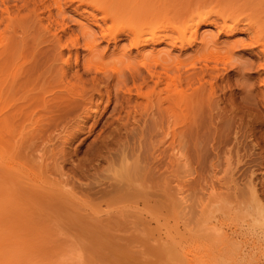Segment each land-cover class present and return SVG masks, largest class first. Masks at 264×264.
Here are the masks:
<instances>
[{
  "label": "rangeland",
  "instance_id": "374dc122",
  "mask_svg": "<svg viewBox=\"0 0 264 264\" xmlns=\"http://www.w3.org/2000/svg\"><path fill=\"white\" fill-rule=\"evenodd\" d=\"M131 1L122 6L123 11L116 20L104 23L93 20L82 7L76 8L75 5L63 6V14L51 18L50 21L54 20L57 24H49L47 20V9L53 12L50 3L45 4L48 8L38 10V19L28 17L26 11L20 12V16L28 18L13 34L17 40L13 37V42L18 43L14 62L22 69L21 74L19 72L13 78L17 85L25 86L20 87L18 94L13 96L16 104H23V95H27L22 93L25 88L29 90L35 87V93L46 82H54L55 77L56 81L62 73L65 77L63 83L77 85L76 90L80 92L78 98L69 96L71 101L74 99L85 104L93 95V103H99L95 87L103 97L91 117L85 119L83 114L77 112L59 123L56 129L50 128L39 135L32 134L31 137L30 124L21 121L23 126L19 122L22 126L15 128L17 132L13 137L15 141L20 139L18 143L23 139L29 140V143H26L28 146H17V150L21 151H16L20 153L18 159L25 163L30 160L36 167L37 159L34 156L41 154L46 159L44 165L48 166L45 170L51 173H48L50 177L47 176L51 181H58L62 193H57V189L54 193L52 190L57 184H53L56 182L46 180L55 186L52 190L48 189L50 193H45L41 188L40 191L36 187L28 188L32 187L31 194L43 192L49 196V202V197L41 193L38 197L29 194L37 204L33 202L35 200L29 201L30 197L25 199L29 189L22 191L25 195L19 192L17 196L15 191H20L22 186L27 188V185L22 184L18 176L10 175L0 162L4 167L0 166V197L3 196L0 198V220L1 223L4 220V227H11L5 232L0 225V232H10L6 234L9 236L13 230L15 236L10 237L21 236L16 240L21 242L25 251L22 254L31 264H264V249L257 231L244 223L242 227L234 226L247 220L242 207L247 200L246 185L250 173L257 183L258 196L264 201V105L262 96L257 95L260 83L255 80L257 76L254 73L257 50L237 47L233 50L234 43L247 41V34L235 31L226 35L209 24L198 28L197 41L191 47L147 44L138 49L141 56H158L172 62L189 59L200 47L199 39L203 38L204 44L208 43L205 46L208 50L216 51L219 48L224 54L231 48L232 67L218 74L215 82L212 81L215 83L214 94L208 92L209 87L195 93L194 100L202 96L195 101L196 104L173 106L154 96L152 103L145 106L144 102L139 104L141 100L131 95L132 101L127 107L125 99L119 97L121 93L116 95L114 76L102 75L95 71L94 64H91L93 68L85 64L90 58L93 61L102 60L105 64H114L113 61L120 62V59L121 62L126 61L128 58L137 63V51L130 49L126 36L120 34L116 41L108 42L100 37L101 30L128 23L132 14L129 8ZM149 1L170 19L168 28L161 33L171 35L170 29L177 23L174 19L177 13L185 17L194 12L195 8L190 5H195L199 0ZM202 1L206 2L200 0V3ZM61 29L64 30V37L77 35L81 43L83 39L94 41L93 57L83 48L70 49V54L62 50L61 57H57L56 47L48 37L52 33L63 35ZM64 61H68L66 66L63 65ZM94 79L98 82H94ZM206 80L208 77H205ZM106 83L107 88L104 87ZM129 86L130 82L127 84ZM160 89L162 86L157 91ZM107 94L111 97V105L105 109ZM115 99L120 104L116 106V111H112ZM121 109V120L117 122ZM126 114L129 115L126 116L128 120L124 116ZM20 129L29 133L30 137L25 136L23 130V133L18 132ZM20 133L23 138L16 137ZM32 142L35 144H30ZM29 145L33 147V155L29 154ZM26 146L30 157L21 159L25 153H22V148ZM10 177L18 181L11 183ZM16 182L19 187L21 185L20 189ZM63 189L68 192L64 194ZM40 195L46 198L45 203L40 200ZM19 201L21 206L26 203L28 207H21ZM222 202L226 208H240L237 209L235 221L221 217L218 209L220 205L223 207ZM228 204L231 207H227ZM31 208L36 212L39 210L38 214L33 209L32 213ZM9 211L12 212L11 216ZM16 211L19 213H14L17 216L13 215ZM30 216L38 222L33 223ZM23 219L24 222L26 220L25 224ZM19 222L22 226H17ZM16 231L17 234L19 231L18 235ZM1 236L0 243H4Z\"/></svg>",
  "mask_w": 264,
  "mask_h": 264
},
{
  "label": "bare ground",
  "instance_id": "6f19581e",
  "mask_svg": "<svg viewBox=\"0 0 264 264\" xmlns=\"http://www.w3.org/2000/svg\"><path fill=\"white\" fill-rule=\"evenodd\" d=\"M127 1L128 0H45V1L44 0H0V162L5 166L7 171H9L8 172L9 174L12 173L14 174L13 176L15 177L18 176L17 179L21 178V180L19 181L20 182L22 181L23 182L22 184L27 185V188H24L22 186V188L24 189L21 188L22 189L21 190L20 189L21 185L19 187L17 182H16L17 184L14 183V186L16 184V186L20 189V191L19 190L15 191V194L19 192L22 194L23 193L22 191H25V189H27L28 191L29 189L30 193L25 191L26 195H25V192L24 194H22V195H25L24 196L25 199L26 198L29 199L30 197L29 194H31V191H32L30 189H32V187L38 188V189L35 188L36 190H39L41 188L40 190L45 191V193L47 192L50 193L53 187H55L53 185H56V184H57L56 188H54V190L52 191H54L55 193L58 190L57 193L58 192L62 193L59 190V189H62V186L59 185L61 186V188H58L59 187L58 181L56 182V180H53V179L51 181L50 180L51 178L49 179L50 177L49 174L51 173H49L50 172L49 171L48 172L49 174H48L47 173L48 170L47 171L45 170L46 167L48 166L44 165L45 164L44 162H46V159L41 154L40 156L37 155L38 158L36 155L34 156V158L36 157L35 159H37L36 167L33 166L34 163H31L30 160H26V163H25V161L22 160V162H20V160L18 159V155L20 156V153L18 154L16 151L18 152H21V151L17 150L18 148L17 146L22 147V145L24 144L28 146V144L26 143H29V140H25V139H23L22 141H20V143H18L20 139H16L15 141L14 139L15 136L13 137V134L16 135L15 132H17L15 128L19 127L18 125L22 123L21 121H23V123L25 121L26 124L28 122L30 124L28 126L29 129L30 127H32L30 132L25 130L27 129V127H25V129L23 128L26 132L31 133V135L29 133H25V131L22 129L25 133L24 134L25 136L28 137L30 135L32 137V134L39 135L40 133H43L44 131H47L50 128L56 129L59 123H61L63 120H65L70 115L76 114L77 112H80V114H83L85 116L84 117L85 119L91 117L92 114L97 110L99 103L102 101V97H103L100 91L98 90V88L95 87L94 91L98 95L99 103L97 104L93 103L92 101L93 95H90L88 101L85 104L79 103L77 102V100L75 101L74 99L71 101V98H69V96L78 98L80 92L78 91L79 89L76 90V87H78L77 85L75 84L67 85L63 83L65 77L63 76V73H62V75L58 76L56 81H55L56 79L55 77V79L53 80L54 82L49 81V82H46V84L40 86V89L38 88L37 90L38 93L36 91L34 93L35 87L29 90L28 89L26 90L25 88V92H22V93L27 94V95L26 97L25 95H23L24 96L23 100L24 101L27 100V101H25L26 103L23 101V104L17 105L16 104L17 102L16 100H14L13 96L18 94L21 86L17 85L18 83L14 81V78H16V76L22 69L20 67L18 68L17 64H15L16 62L15 60L17 59L16 44H18V43L15 44V42H13L16 40L15 35L13 36V34H15V29L19 27L20 25H23L24 20L26 21L27 20L26 18H28L29 16H32L38 19L39 14L37 12L40 8H44V9L48 8V6H45L46 3H50L49 6L53 7V12H54L53 13L51 10L47 9V20L49 21L54 16L60 17L63 14V6L75 5L76 8L82 7L84 11L88 15H90V17L93 20H101L104 23L107 20L109 21L116 20L117 16H119L123 11L121 10V8H123L122 6L125 5ZM133 1H131V3L129 4L131 5L129 8L132 9V14H131V17L129 18L128 23L123 24V25H115L114 27L106 28V30H103V31L101 30L100 37L102 40L108 42L109 40L116 41L120 34L126 36L129 39L130 49L136 50L137 56H139V59L136 58L135 60V63L138 60L136 63L138 67H136V64H134L133 62L134 60L130 61L129 58L126 61L123 58L124 60H122V62H121V59H120V62L118 61L119 59H117L119 63L116 62L115 60L113 61L114 64H112V62H110V64L109 62L108 64L107 63L105 64L102 62V60L93 61V59L90 58L91 60L89 59L88 62L85 64L87 67H90L88 65L94 64L95 66L93 65V67L95 71L102 75L114 76V79L116 80V84H117V87H116L117 94L116 95L118 96L121 93L119 97L125 99V103H124L125 106L129 105L128 103L132 101L131 95L135 96L136 100H141L139 104H142L144 102L145 106H148V104L152 103V98L154 96H156L157 99H162L163 102H168V103L173 104V106L179 105L180 107H183L185 105L190 106V104L192 105L196 104L197 102L195 101L202 97L200 95L201 97H199L198 99L196 98V100H194L195 98L193 96L196 95L195 93H198V90L200 91V89L209 87L208 92H210L211 95L214 94V91H215L214 89L215 81L214 80L217 78L218 74L222 72H227L228 69L232 67V63H231L232 62L231 60L233 58L232 51L236 47L242 48L244 50L245 49L257 50L256 52L257 53V57H256L257 63L254 66L255 67L254 73L257 76L255 80H259V83H260V86H259L260 89L258 90L259 94L257 95H259L260 97L262 96L261 98L262 105H264V0H235L236 2L235 1L233 2V0L229 2L228 0H226L227 2L224 0H210V2L209 0H206V2L202 1L201 3H200V0L196 1L195 5L192 3H191L192 5H190L191 7L195 8V11L193 10L194 12L187 14L185 17L177 13V15L174 17V19H176L177 21L176 20H173V21H176L177 23L175 22L176 25L170 29L171 35L161 33V31L166 30V28H168L167 24L170 23V19L167 18V16L163 15L159 10L155 9V7H153V5L151 4L149 0H136L135 2ZM148 1H149V4H148ZM11 3H13V5ZM18 3H20L19 6L17 5ZM21 11H26V14L28 15V17L20 16ZM54 22L57 24V22L54 20L50 21L49 24H53ZM205 24H209L215 27L220 33H224L226 35H230L235 31L244 32L248 36L247 41L234 43V45H232V49L234 48L233 50L230 48V50L226 51L225 53L223 52L224 54H222L219 48L218 50L220 52L216 50L217 48L215 49L214 47H210L209 49L214 48L216 51L208 50L207 47H205L207 46L206 44L208 43L206 42V44H204L205 40L201 38L199 39L200 47L199 48L197 47V50L194 52V54L189 59L176 60L172 62L161 59L158 56H141L140 53L138 52L139 48H142L146 46L147 44H152V45L165 44L166 46H169L171 48L191 47L195 45L197 41L198 28ZM240 26L241 28H239ZM46 30H48L47 31L48 33L50 32L48 28ZM61 32L63 35L52 33L48 37L51 39L52 43L54 44V47H56L55 50L57 52V55H56L57 57H61L62 52H63L62 50H65L67 51L68 54H70V49H77V48H83L84 50L88 52V55L93 57V51L95 49L94 41L83 39L81 43L79 40L80 38L77 35L64 37V30L61 29ZM13 37H15V40H13ZM67 63L68 61H64L63 65L66 66ZM31 75H33V73ZM205 77H208V80L204 81ZM43 78H46V77H43ZM31 79L32 78L30 77V80ZM34 81L36 80L34 79ZM94 82H98V80L94 79ZM129 82H130V86L127 87V84ZM195 84L197 85L196 87L193 86ZM32 86L33 84L29 87H32ZM160 86H162V89L157 91ZM24 87L25 86L22 85L21 88H24ZM36 87H38V85H36ZM104 87L107 88L108 83H106ZM190 89H193V90L190 91V93H187ZM192 99L194 100L193 103H191L193 101ZM136 100L135 102L137 103ZM105 104H106L105 109H108L109 106L111 105V97L109 94L106 95ZM118 104H120L118 102V99H115L112 111H116V108H117L116 106ZM121 112H122V109L118 111V118L116 119L117 122L121 120L120 115H119V113ZM127 113H129V111ZM124 116L126 118V116H129V115L126 114ZM126 119L128 120L129 118H126ZM21 126L22 125H20V127ZM22 130L21 131L18 130V132L23 133ZM21 133L17 135L16 137L18 136L21 137L22 136ZM21 138H23V136ZM34 138L35 137L33 136V139ZM13 139H14V142H13ZM30 140L32 141V139ZM30 144H33V142ZM27 146L25 148H22V150H24L22 151V153L24 152L25 153L24 154L21 153L23 155L21 156V159L23 157L24 158L30 157L29 155L30 153L31 155L34 154L31 151V149L33 150V147H31L30 145H29L30 152L28 154L29 150ZM39 152L40 151H38V153ZM1 163H0V166H1ZM2 168L4 169V167ZM13 178H11V180ZM253 178L254 177L252 173H250L249 178H248V183L246 185L248 188L247 189L248 190L247 200L244 202L243 207H242V210L245 212V214H247L246 215L247 220L246 221L243 220L241 224H237L234 226L241 225L242 227L244 223L245 226L251 228L252 230L257 231L258 239L261 240L262 249H264V201H262L258 196L257 189H256L257 183L253 181ZM17 179H14V180L18 181ZM11 180L10 182L13 183L14 180L12 181ZM46 180H50V182L55 181L56 183L53 184ZM6 185L4 184L5 187L8 186ZM28 186H32V187L28 188ZM17 187H16V190H17ZM48 189H51V190L48 191ZM10 190H12V188ZM66 192H68L67 189H66ZM66 192L64 190V194ZM34 193H36L35 190H34ZM40 193L43 194V192H40ZM40 193H36L37 197H38V194ZM27 195L29 196L27 197ZM32 195L36 196L35 194H31V196ZM50 195H53V194H50ZM40 196H41L40 200H42L44 203L45 201H47L45 197L47 198L49 197L45 194H43V196H45L44 197L45 199L42 197V195ZM54 196L56 197V195ZM67 196L66 197L64 196V197L67 198ZM69 197H72V195H70ZM0 198H3V196ZM49 199L51 200V198L50 197L48 198V202H49ZM52 199H54V197ZM40 200H38V202H40ZM29 201H33L34 203L37 204L36 199L34 198H31V200ZM33 202H30V203L34 204ZM223 202L221 203L222 206H223ZM16 203H13V204H16ZM20 204L21 202L19 203V205ZM23 205L22 206L20 205V206L23 207ZM24 206L28 207V204L26 205L25 203ZM219 207H218L219 208L218 211H220V215L224 220L235 221L234 218H237V209L240 210V208H237V209H235L234 207L226 208L225 206L221 207V205ZM227 207H231V204H228ZM32 209L33 208H31L32 213H33V210L34 212H36L35 209L33 210ZM17 211L13 212V215H16L14 213L19 214ZM23 211L26 212V210L24 209ZM38 212L36 213L38 214ZM28 213H29L28 215L31 214L30 211ZM4 214L6 213L4 212ZM11 214L12 212L9 215L11 216ZM18 216L20 217V215ZM7 217H9L8 214H7ZM33 218L35 219V216ZM15 220L14 222L17 223V221ZM32 220L33 219L31 218V221ZM35 221L33 220L32 222L35 223ZM20 222H19V225L17 224L16 225L22 226V223ZM0 223H1V220H0ZM3 223L5 224L4 220H3ZM3 223H1L0 225H2ZM23 223L25 224L26 220L24 222V219H23ZM3 225L1 227L5 226ZM7 227H4V229L2 228V230L6 232L10 226L8 228ZM32 228L33 227H31V229ZM0 231H1V228H0ZM3 231L0 233H3ZM12 231L13 230H11V235L15 236V233L12 234ZM5 232L1 234L3 235V239H4V241H1V242H4V243H0V264H19L20 262L22 263V261L25 260L26 257H24V255L22 254V253H25V251H24V248L21 247V242L16 240L21 237V236L20 237L17 236L19 234V231H18V234L16 231V234H17L16 236L18 238L13 237V236L10 237L11 235L9 236L6 235V234H10V232H7V233ZM5 236H8V237L4 238ZM13 238H15V240ZM12 239L14 241H12ZM22 257H24L23 260L21 259ZM25 261L28 262V264L30 263L29 261H27V259ZM23 263L25 262L23 261Z\"/></svg>",
  "mask_w": 264,
  "mask_h": 264
}]
</instances>
